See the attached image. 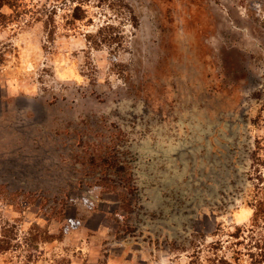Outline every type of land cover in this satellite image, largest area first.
Returning a JSON list of instances; mask_svg holds the SVG:
<instances>
[{"label":"rangeland","instance_id":"374dc122","mask_svg":"<svg viewBox=\"0 0 264 264\" xmlns=\"http://www.w3.org/2000/svg\"><path fill=\"white\" fill-rule=\"evenodd\" d=\"M111 3L135 23L91 0L76 27L60 15L52 42L30 13L0 30V264H189L217 240L248 262L264 238L250 205L264 178V0ZM108 23L121 44L92 48L85 36ZM95 147L133 194L91 165Z\"/></svg>","mask_w":264,"mask_h":264},{"label":"trees","instance_id":"16d2710c","mask_svg":"<svg viewBox=\"0 0 264 264\" xmlns=\"http://www.w3.org/2000/svg\"><path fill=\"white\" fill-rule=\"evenodd\" d=\"M51 4L34 8H24V0H0V30L6 29L18 22V19L22 16L30 13L34 22L43 24L46 34L49 37V41H54L55 37L59 33V26L57 19L63 13L67 25L69 27H76L79 23H84L87 20V15L89 14L88 7L91 0H50ZM99 5H107L108 11H112L116 16L121 15L122 9H129L127 5H116L108 4L109 0H97ZM122 2V1H121ZM5 9H9L11 14H6ZM34 9V10H33ZM132 22L135 23V17L132 15L130 10ZM135 25V24H134ZM72 30V28H69ZM119 28L115 24L108 23L107 25H101L95 31L89 32L85 37L89 45L94 49H101L106 44H121V33L118 31ZM105 152H102V148L95 147V151L89 154L91 165L95 168L99 167L101 169V174L105 176L113 175L115 176L116 183L112 179V185L110 187L112 190L117 191L118 187H125L129 194H133L134 190L132 187H126L121 185L120 182L130 181L129 174L126 171V167L115 155H110L107 149H104ZM98 173V172H96ZM259 185L254 191L253 197L251 199V208L254 210V215L252 218V226L254 229L259 228V223L264 225V178L260 176ZM105 180H109L107 177ZM263 185V186H261ZM118 186V187H117ZM120 202L122 207H128L129 202L127 201V195H120ZM219 229L214 234L211 235L212 238H217L220 233ZM223 232V231H222ZM244 229L237 227L235 232L230 233V237L233 240L238 241ZM53 236L49 235L46 238V242H51ZM198 243V242H197ZM194 243V244H197ZM239 243V242H238ZM201 246L194 248L195 253L191 257L189 264H264V238L262 239H252L249 250L246 255L249 257L248 262L244 260L245 253H242L241 250L233 249L232 258L227 257L223 254V250L226 249L225 244L221 240L212 242L208 246L207 257H202V243H199ZM197 247V245H194ZM200 248V249H199ZM185 248L182 250L184 251ZM199 250V251H198Z\"/></svg>","mask_w":264,"mask_h":264}]
</instances>
